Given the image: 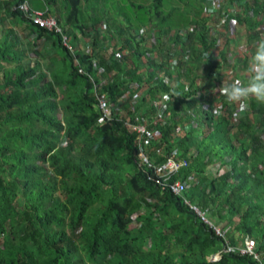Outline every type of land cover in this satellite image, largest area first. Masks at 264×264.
<instances>
[{
    "label": "trees",
    "instance_id": "trees-1",
    "mask_svg": "<svg viewBox=\"0 0 264 264\" xmlns=\"http://www.w3.org/2000/svg\"><path fill=\"white\" fill-rule=\"evenodd\" d=\"M63 1V15L44 11L76 44L73 52L19 9L30 0H0V264H264V104L250 100L233 121L238 106L212 91L224 62L206 57L215 41L203 17L210 0L187 26L168 25L173 11L154 0L137 7L133 22L104 30L96 19L80 20L83 0ZM244 3L228 20L246 39L259 37L264 0ZM151 29L163 40L158 47L139 33ZM247 62L229 69L247 70ZM90 77L107 79L109 124L100 121ZM155 117L148 131L161 138L145 137V156L159 162L176 151L188 159L170 182L187 184L184 198L224 226L225 238L141 164L125 123ZM248 239L255 256L226 251Z\"/></svg>",
    "mask_w": 264,
    "mask_h": 264
},
{
    "label": "built area",
    "instance_id": "built-area-1",
    "mask_svg": "<svg viewBox=\"0 0 264 264\" xmlns=\"http://www.w3.org/2000/svg\"><path fill=\"white\" fill-rule=\"evenodd\" d=\"M2 1V0H1ZM245 0H239L234 3H227L226 0H210V3L206 5V7L203 9V17L206 19V33L209 37H213L214 41V47L213 50L210 52V56H206L208 60H212L214 64L216 63H223V72L222 76L217 80H213V88H219L223 82H225V79L228 78L229 81L227 83H231L235 79V72L236 69H229V64L233 65L232 60L233 59H239L241 58V61L244 59H248L250 57V54H247L245 50L240 51V46L236 44V35H235V26L237 25L234 21V19L228 20V14H233L234 11H243V6ZM250 0H248L249 2ZM213 4H215V8H213ZM19 9L22 10L25 13V16L35 25H37L41 29H45L46 31L53 32L61 37V41L64 47H66L70 52L74 51L73 45L70 44V39L66 32L63 30V28L58 24L57 20L49 15L46 16L45 11H39V10H32L29 7V4L27 2H24L22 5L19 6ZM211 10V11H209ZM106 24H102V27H98L99 30L106 29ZM193 29V28H192ZM189 31V30H187ZM187 31L182 32L181 38L182 40H185L187 38ZM258 31L260 33L259 39H264V21L260 24L258 27ZM140 35L145 38L146 41H148V44L156 45L157 47L161 45L160 43L163 40H155V29L151 30H141ZM80 39V44L78 45V48H86L85 42L81 40V36L78 35ZM227 50L229 53V58L226 61H222L221 55L223 54V51ZM111 52V50H109ZM168 59L170 60L171 64L176 63V56L170 52H166ZM241 55L240 57H238ZM151 56L153 58H157L156 53L154 52ZM187 59L189 61V58L186 57L185 61L187 62ZM80 73H84L83 69L79 70ZM102 73L101 69H98V75ZM90 80L93 83V92L95 95V102H96V110L100 114V121L103 124H109L114 120L113 111L111 104L109 103V99L106 93L102 91V86L106 85L107 79H104L103 77H99L98 81H95L92 77H90ZM212 88V89H213ZM139 92L135 93L134 97L139 96ZM216 97L219 99H226L225 97L221 96L219 92H215ZM168 96H164L163 99L160 102V105L168 103L169 101ZM232 113V120H236L238 117L239 108H233ZM217 113L223 114V111L217 109ZM235 114V115H234ZM159 122L158 117H155L151 121H146L145 123H141L138 125H132L130 124L129 120H126V125L130 127V129L136 133L137 136V144H138V157L142 165L146 166L149 169L153 170V180L155 183L160 185L163 189H168L171 191L172 194H174L177 197H180L183 202L193 211L197 212L199 216L202 218V220L210 224L213 229L216 231V233L220 236H224V228L222 226H213L208 218L206 217V214L204 212H201L200 209H198L193 203H191L188 199L184 198V193L187 190V184L183 182L181 179H176L173 182H170V180L177 175L181 169L188 167V159L186 158H178V153L176 151H172L167 157L160 160L159 162H153L150 159H148L144 154V139L146 136L151 137L153 140H159L161 138L160 133L157 132V130L152 129L151 131H148V125L153 124L157 125ZM162 125L164 122H161ZM239 249V252L243 255H254L255 250V242L250 241L248 239L245 243V247H234V246H227L226 251L229 253L236 252L235 250ZM257 259V257H256Z\"/></svg>",
    "mask_w": 264,
    "mask_h": 264
},
{
    "label": "rangeland",
    "instance_id": "rangeland-1",
    "mask_svg": "<svg viewBox=\"0 0 264 264\" xmlns=\"http://www.w3.org/2000/svg\"><path fill=\"white\" fill-rule=\"evenodd\" d=\"M30 1L31 3H33L35 0ZM151 2L152 0H89L87 4V9L84 11L83 14L86 17H93L94 19L98 20L100 28L104 23H107L109 25L120 24L122 26H126V17H130L131 21L133 22L134 15L140 13L137 10V7L149 6ZM164 4L166 9L164 10V13L167 11H173V14H171L169 19L167 20V24L173 25L174 28H178L179 26H187V23L190 21V19L195 18L197 16H202V0H164ZM61 6L63 9L64 5L62 3ZM42 9H44L43 6ZM103 9L109 11L104 12L102 11ZM122 15L126 16L125 20L123 21L121 20ZM135 24L136 23H134V25ZM72 44L76 46L75 43L72 42ZM237 68L239 69V71ZM237 68L234 72L239 73V76H248L247 73L245 74L240 71L239 67ZM236 236H238V234ZM239 245L241 246V244ZM214 259L216 258H210L211 261Z\"/></svg>",
    "mask_w": 264,
    "mask_h": 264
},
{
    "label": "clouds",
    "instance_id": "clouds-1",
    "mask_svg": "<svg viewBox=\"0 0 264 264\" xmlns=\"http://www.w3.org/2000/svg\"><path fill=\"white\" fill-rule=\"evenodd\" d=\"M213 8H215V4H213ZM247 72L248 78L246 82L240 79H234L231 83L223 82L218 89H212L214 93L218 91L221 96L225 97L227 103L236 104L240 112H244L249 107L250 100H255L257 103L264 104V39L256 43L255 50L249 57ZM216 114L218 113L214 108L213 115ZM206 217L208 218L207 215ZM210 223L213 226H222L214 225L211 221ZM222 227L224 228V226ZM222 237L225 238V229L224 236ZM214 257L216 258L214 260L220 258L219 256Z\"/></svg>",
    "mask_w": 264,
    "mask_h": 264
},
{
    "label": "crops",
    "instance_id": "crops-1",
    "mask_svg": "<svg viewBox=\"0 0 264 264\" xmlns=\"http://www.w3.org/2000/svg\"><path fill=\"white\" fill-rule=\"evenodd\" d=\"M54 1H56L55 4L51 0H35L33 3L29 2V6H30V8L35 9V10H39V11L49 10V11L52 12V15H54V14L57 15V16L58 15H61V14L63 15L64 10L62 9L61 3L63 4L64 1L63 0H61V1L60 0H58V1L57 0H54ZM88 1L89 0H83L82 3H81V5H82L81 8H80L81 15H79V18L83 22H85L87 20L90 21V20L94 19L93 17H86L83 14L84 11L87 9ZM115 1H118V0H115ZM46 3H50V6H47ZM153 3H154V0H152V2L150 3V5H153ZM42 6H43L44 9H42ZM163 10H166V9L163 8ZM102 11L107 12L109 10L103 9ZM125 17H126L125 15H122L121 16V20L122 21L125 20ZM193 27H190L188 29L191 33H193V29H192ZM235 28H236L235 29V35L238 38V39L236 38L237 44L239 46H242V50H245L247 54H250L251 55L254 52V50H255L256 43L258 41H260V39L258 37L246 39L245 34H244V30H245L244 27L243 26H240V25H236ZM238 40H239V42H238ZM83 42L86 43L87 41L84 40ZM86 44L84 46H86ZM240 56L241 55H239L238 57H240ZM240 62H241V58H239V59H233L232 60L233 66L239 64ZM188 65L190 66L191 65V62L188 63ZM240 65L242 67V64L241 63H240ZM240 65H238V66H240ZM242 72L245 73V74L246 73L248 74V72L246 70H244ZM198 73H199V71H198ZM247 78H248V76H246V75H244L242 77V76H239V73L235 74V79H240L241 81L246 82L247 81ZM228 81H229V79L226 78L225 79V82H228Z\"/></svg>",
    "mask_w": 264,
    "mask_h": 264
}]
</instances>
